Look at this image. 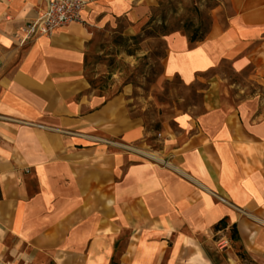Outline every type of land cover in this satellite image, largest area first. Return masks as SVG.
Wrapping results in <instances>:
<instances>
[{"label":"crops","instance_id":"obj_1","mask_svg":"<svg viewBox=\"0 0 264 264\" xmlns=\"http://www.w3.org/2000/svg\"><path fill=\"white\" fill-rule=\"evenodd\" d=\"M160 1L92 0L86 23L20 46L46 0H0V264H264V93L204 75L230 61L264 84V0H217L201 41L164 36V76L206 85L157 151L125 95L86 78L95 32L135 35Z\"/></svg>","mask_w":264,"mask_h":264},{"label":"rangeland","instance_id":"obj_2","mask_svg":"<svg viewBox=\"0 0 264 264\" xmlns=\"http://www.w3.org/2000/svg\"><path fill=\"white\" fill-rule=\"evenodd\" d=\"M217 4V0H162L152 12L151 23L143 25L135 35L123 32L127 22L120 19L117 25L98 29L88 45L85 75L89 84L92 82L90 86L96 93L125 95L131 115L142 124L144 137L140 146L149 151L171 144L172 140H166L181 131L188 116L201 111L206 85L205 79L185 84L177 75L164 76L162 58L166 44L162 33L180 29L188 21L202 30L210 28V11ZM212 73L237 84L234 91L238 98L264 93V84L248 79L249 67L237 73L230 61H222L204 75ZM239 86L245 87L243 91ZM221 236H225L224 231L216 235L217 242ZM227 238L228 244L233 245L230 235Z\"/></svg>","mask_w":264,"mask_h":264},{"label":"built area","instance_id":"obj_3","mask_svg":"<svg viewBox=\"0 0 264 264\" xmlns=\"http://www.w3.org/2000/svg\"><path fill=\"white\" fill-rule=\"evenodd\" d=\"M91 2L92 0H46L45 6L38 9L36 16L25 23L20 32L14 33L13 38L22 46L38 37L51 36L67 24H84V15ZM221 231L222 228L218 233ZM228 242L226 236H221L217 247L224 248Z\"/></svg>","mask_w":264,"mask_h":264},{"label":"trees","instance_id":"obj_4","mask_svg":"<svg viewBox=\"0 0 264 264\" xmlns=\"http://www.w3.org/2000/svg\"><path fill=\"white\" fill-rule=\"evenodd\" d=\"M161 3V1L159 2ZM151 23V20L148 21L147 25L148 26L149 24ZM182 29H184L188 35V39L190 42H196V41H201L205 38V36L207 35L208 31H209V28L208 29H204L202 30L201 26H195L193 22L191 21H188V22H185L182 26ZM172 30H164V32L162 33V35H166L168 34L169 32H171ZM85 65H86V62H85ZM92 82L90 81V84ZM226 226V218L223 217L221 219H219L217 221V223L214 225V229L215 230H218L220 228H224ZM231 236L233 238H237L236 237V232H235V227L232 226L231 228ZM238 255H240V257L242 259H246L248 260L245 256H243L241 253H238Z\"/></svg>","mask_w":264,"mask_h":264}]
</instances>
